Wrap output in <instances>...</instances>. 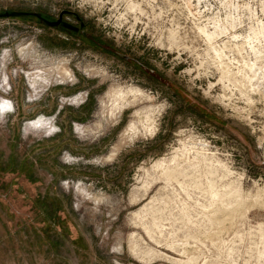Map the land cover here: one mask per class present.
Segmentation results:
<instances>
[{"label":"rangeland","instance_id":"1","mask_svg":"<svg viewBox=\"0 0 264 264\" xmlns=\"http://www.w3.org/2000/svg\"><path fill=\"white\" fill-rule=\"evenodd\" d=\"M10 10L94 41L0 19V264H264V0Z\"/></svg>","mask_w":264,"mask_h":264},{"label":"flooded vegetation","instance_id":"2","mask_svg":"<svg viewBox=\"0 0 264 264\" xmlns=\"http://www.w3.org/2000/svg\"><path fill=\"white\" fill-rule=\"evenodd\" d=\"M7 12L9 13L11 12L28 13V15H25L22 17H15V18H26V17L35 18L44 27L48 29L58 30V31H62L63 33L73 34L75 37H70V36L69 37H70V40L72 38L75 42H78L77 44H74L75 48L79 47L83 49V48L93 47V45L90 42H88L89 40L94 41L93 36L91 34L93 26L90 22H87L84 19H82L78 15V13H76L75 11L65 10L61 12L59 16H57L56 18H52V19L47 14H43L37 11L10 10ZM38 15H40L42 19L39 18ZM1 19H5V18H1ZM55 23H58V24L56 26L49 25V24H55ZM59 37L61 38L62 36H59ZM98 45L100 46L99 48H101L102 50L113 51V48L110 45H107V44H98ZM21 49L23 50L24 48H21ZM20 50H19V54H20ZM114 52L118 57L122 58L125 62H133V63L136 62L138 64H141L139 61H135L130 56H127L124 53H121L120 51L114 50Z\"/></svg>","mask_w":264,"mask_h":264},{"label":"bare ground","instance_id":"3","mask_svg":"<svg viewBox=\"0 0 264 264\" xmlns=\"http://www.w3.org/2000/svg\"><path fill=\"white\" fill-rule=\"evenodd\" d=\"M235 25V24H234ZM226 28V27H225ZM202 32H203V34L206 36V38L208 39V40H214L215 38H217L218 37V35L217 34H219V28L217 29V31H215V32H213V33H210L209 31H207V30H202ZM209 41V42H210ZM253 47V46H252ZM65 76H60L62 79H64L65 81H68L71 77H72V74L70 73V72H68V71H63L62 72ZM133 94V90H129V91H127V92H123V91H121V90H119V91H117L116 93H115V98L116 99H118V101H121V102H123V106H129V105H131V104H133L134 102L133 101H135V100H133V101H130V99H128V98H125V96H130V95H132Z\"/></svg>","mask_w":264,"mask_h":264},{"label":"water","instance_id":"4","mask_svg":"<svg viewBox=\"0 0 264 264\" xmlns=\"http://www.w3.org/2000/svg\"><path fill=\"white\" fill-rule=\"evenodd\" d=\"M64 14V13H63ZM25 15H28V13H23V12H7V13H0V19L1 18H15V17H22V16H25ZM39 18H41L40 15H38ZM42 19V18H41ZM58 23H55V24H49V25H52V26H56Z\"/></svg>","mask_w":264,"mask_h":264}]
</instances>
